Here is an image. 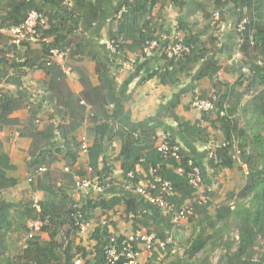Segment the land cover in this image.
<instances>
[{
	"label": "trees",
	"instance_id": "1",
	"mask_svg": "<svg viewBox=\"0 0 264 264\" xmlns=\"http://www.w3.org/2000/svg\"><path fill=\"white\" fill-rule=\"evenodd\" d=\"M161 1L133 0L124 5L125 23L116 32L110 33L109 40H122L114 52L109 51L112 54L111 59H109L112 65H115V60L113 61L114 57L127 56L135 51L139 56H144V47L153 39H156L158 43V47L155 49L161 46V36L154 38L150 35L151 32L148 27L151 20L144 21V17L150 15L152 9ZM170 2L176 7L186 6L185 0H170ZM233 3L236 6L244 7L248 14L247 21H245L243 29L239 33L241 43L238 51L247 60H253V62L260 64L262 72L257 76V79L264 85V5L259 0H233ZM45 7H48L49 10L45 11ZM31 11L43 15L48 21V28L41 34L42 39L46 40L39 43L42 47L43 60H39L36 57L31 44L25 42L18 45L8 44L10 38L1 33L0 46L4 47L7 52L15 51L18 53V60L20 62H14L12 65L14 68H36L45 73L59 71V67L51 64L48 60L49 50L58 47L65 51L68 50L66 58L69 61L68 67L78 73L81 91L76 95L69 88L65 80L57 81L50 88L54 96V105L63 115H70L73 119L78 118L79 115L83 116L87 109L90 123L94 125V130L88 131L86 134L90 143L86 149L88 164L86 167L83 166L78 169V177L83 179H92L96 176L110 178L112 166L108 165L104 157V143L111 129L110 114L108 113L109 103L106 98L107 83L100 75L102 70L97 68L98 84L93 85L88 69L80 63L83 57V45L86 41L84 37L79 36V26L82 16L72 9L67 8L63 0H0V26L17 27L24 22L28 13ZM96 21L97 13L93 9L87 29H90ZM219 21L221 23L225 22L223 17ZM181 23L185 29L186 26H184L183 22ZM128 39L130 43L127 42ZM210 40L214 49V43L217 42V39L211 37ZM167 43L170 42L164 43L162 48ZM183 44L191 49L177 61L167 58L162 51L170 66V70L167 73L174 77L181 74H188L194 64L200 59H205L208 55L207 50L200 47L201 40L198 35L190 34L183 41ZM7 61L5 58H0V67L8 64ZM73 62L76 64H73ZM219 71L229 73L230 69L219 65L216 60H210L201 66L198 76L199 78H207L216 75ZM237 85H241L239 80ZM226 98L227 96H222L216 103L220 112L223 111V102ZM22 105V98L12 97L8 89L0 87V127L9 121V116L14 111L19 110ZM247 107L250 108L252 117L250 121H253L252 125L258 126L261 122H264V91L250 100ZM29 111L30 116L28 121L23 126L19 135L20 138L29 141L25 159L26 169L30 174H38L39 170L44 169L40 175L38 174L37 190L50 195H55L58 192L64 194V187L73 184V175L71 172L69 174L56 172L54 174L50 170V165L56 156L63 158L70 166L76 164L78 162L77 142L71 140V142H68L67 147L54 148V136L45 134L38 129L37 110L31 106ZM203 117L205 119L204 115ZM252 125L247 129L254 134L253 140L259 142V131L255 130V126ZM248 131L241 130L238 136L246 139ZM224 132L226 133V145L217 148L215 159H210V163H215L213 164L215 168L218 166L230 167L232 164V158L229 152L234 139L228 129L224 128ZM119 135L123 140L118 155L122 174L125 180L137 186L138 177L134 169L135 164L140 163L148 170L150 164H155L159 160L162 161L160 152L157 153L156 158L152 161L141 160L142 155L136 147L138 144L153 145L156 142L155 135L152 130L128 131L120 133ZM167 140L169 148L173 146L178 148L177 153L181 166L186 167L188 161H192L196 165L191 156L183 151L175 141L170 138H167ZM244 142L246 140L239 141L240 144ZM259 145L260 147L257 148L258 151H253L254 153L252 151L247 153L245 148L240 149V155H250V160L244 166L249 170L246 186L252 187L254 192L252 199L256 204V208L252 213L246 210L244 214H239V211L242 210L241 206L236 209L228 207L225 209V213L216 214L218 222L224 219L228 221L231 218H235L238 221V243L235 251L231 253L230 249H228L225 254L218 258L216 264H264V148H261V142ZM167 165L175 168L177 163L173 157H169L166 162L163 161L161 170L162 175L170 180L174 186L175 196L172 199L174 209H179L186 202H193L194 198L199 199L200 196L194 197L192 190L182 178L176 175L172 168H169ZM0 166L5 169L11 168L9 159L5 154L0 155ZM129 173L133 174L131 180L127 178ZM56 183H59L58 188L55 187ZM14 184L13 179L0 175V191L4 188L14 186ZM245 194L243 191V195ZM207 195L209 196L208 193ZM207 204L202 206L194 204L193 214L205 213ZM120 206L124 209L125 217L132 222L131 229L124 234L115 235L107 226L97 224L90 236V239L94 243L90 250L79 246L72 247L71 242L65 246H57L54 241L57 237L56 233L58 229L68 225L69 228L66 234L68 237L70 231L77 228L78 222L83 223L86 219V214L91 213L95 209L111 211ZM129 215H132V218H129ZM36 220L42 222L47 220V224L41 227L43 231H49L50 228L48 226L55 225L51 236V247L41 248L35 244H29V247L22 251L17 260L10 259L11 264H49L53 260L59 259L56 254V249L59 248L62 250L63 257L61 262L56 264H72L73 256L76 253L81 254L80 258L84 259V264H125L127 259L123 255L122 242H129L128 238L131 233L143 229L148 236L152 235L153 239H158L168 248L173 245L167 244L170 235L166 233L162 225L153 218L148 217L142 207L133 199L122 196H99L94 199H87L85 207L82 210L77 209L73 204L67 203L52 214L43 209H39L33 200L25 199L20 202L16 209H12L11 211L6 209L5 204L0 201V254L7 244L8 234L12 230L23 231L26 229L28 221ZM216 231L218 232V229ZM216 231H213L209 238L202 237L195 245L191 244L187 247L186 243L181 244L179 247L184 249L181 257H176L173 260L160 264H182V262L187 260L189 264H192L194 255L199 251L202 252L204 247H206L207 239H216L214 236L217 233ZM224 235L225 232L220 235L218 241L226 245L228 238ZM176 236L177 230L174 229L171 237L176 238ZM223 237L225 238L224 242H222ZM260 240L263 241V247L261 252H258L256 248ZM131 245L133 251L138 252L137 243L132 242ZM111 250H113V254L110 253ZM204 262V264H208L206 259Z\"/></svg>",
	"mask_w": 264,
	"mask_h": 264
},
{
	"label": "rangeland",
	"instance_id": "2",
	"mask_svg": "<svg viewBox=\"0 0 264 264\" xmlns=\"http://www.w3.org/2000/svg\"><path fill=\"white\" fill-rule=\"evenodd\" d=\"M185 1V7H176L170 0H162L155 9L152 10V16L155 20L154 26L156 25L157 29L155 36L164 34L161 27H165L167 31L170 30L171 35L168 37L170 38V42L180 39L184 41L190 34H195L198 35L201 40L200 47L208 52L206 58L200 59L194 64L188 74L179 75L176 80L174 78L173 80H175L176 83H182L184 85L182 93L183 95H187L184 106H188L186 111L192 112V118L190 115V123L188 125L184 124L183 126L187 131L192 130L197 139V141L195 140L192 142V145H190V150L201 156V161L196 165L201 170L202 189L209 194L210 200L208 201L209 203L207 204L205 213L186 215L176 226L171 223V213L162 208H157L162 219L165 220L166 218L168 222V224H165V230L170 235L167 244L173 245L168 248L158 239H151L150 243H146L140 239L137 242V264H160L173 260L176 257H181L184 250L182 247H179L181 244L186 243L187 247L191 244L195 245L202 237L209 238L212 232L218 229V232L216 231L217 233L214 235L216 239H207L205 244L206 247H204L202 252L199 251L195 254L192 261V264H204V260L206 259L208 264H216L218 258L225 254L228 249H230L231 253L235 251L238 243V221H236L235 218H231L228 221L224 219L218 222L216 214L225 213V209L228 207L236 209L241 206L242 210L239 211V214H244L246 210L252 213L256 208V204L252 199L254 193L252 187L246 186L249 170L244 166L250 160V155H240V149L245 148L247 153L250 151L257 152V148L260 147V142L261 148H264V122H261L258 126L252 125L253 121H250L252 118L250 108L247 107L250 100L264 91V85L257 79V76L261 74L262 71L259 69L260 64L258 62L249 61L248 63H243L240 57L239 59L238 57L236 59L232 58L238 53L237 49L239 43H235V41H240V31H238V28L243 21H247V11L242 6H236L233 0ZM259 1L264 5V0ZM128 2H130V0H110L108 4L105 3V0H68L64 5L69 9L75 7L76 11L81 10L84 12L86 19H81L79 36L84 37L86 40L85 42H87L90 36H87L85 32L90 22L93 3L102 5L105 21H109L108 23L110 26L113 25L114 22L119 23L121 18H124V5ZM111 5L113 8H111ZM86 6L90 9L88 10ZM44 10L48 11L49 8L45 7ZM119 11L123 12L122 15H118ZM215 13H218V17H215ZM221 17L224 18V23L219 21ZM150 19L149 15L144 17V21ZM179 20L186 26L185 29L188 30L186 33L182 31L185 29L181 27L182 23ZM179 30L181 31L180 36L176 37L177 35L173 32ZM111 32L112 31L108 30L104 33L103 37L105 40L109 41ZM101 37L102 36H96L98 39ZM211 37L216 38L217 42L222 41V47L219 48L217 45L218 43L215 42V47L213 49L210 40ZM31 47L32 50L35 51L36 57L39 60H43V54L41 52L42 47L40 44H34ZM18 56V53L15 51L7 52L4 47L0 46V58L8 60V64L1 66L4 71L3 76L8 72H11L14 77L21 75L22 70L12 66L14 62H20ZM215 58L218 60L217 62H220V64L228 68H232L237 73L232 74L230 72L224 73L219 71L216 75L207 78H198L201 65ZM68 64L69 62L67 60L66 65ZM238 80L241 82V85H237ZM222 96H227V98L223 102V111L220 112L216 103ZM213 98L215 104L210 111H200L194 107V104L199 100L211 101ZM48 116L50 115L48 114ZM202 121L204 124L201 123ZM251 125L255 126V130L259 131V142L253 140L254 134L247 129ZM61 128L63 127L60 125L57 127L58 130H61ZM224 128L230 131L234 139L229 152L232 158V164L230 167L218 166L215 168L213 166L215 163H210L208 153L213 151L216 146L221 147L226 145V133L224 132ZM241 130L248 131L246 139L238 136ZM77 138L78 136L75 138H73L72 135L66 136L63 132L60 137L56 135L54 140V148L67 147L68 142H71V140L77 142L78 162L76 164L70 166L63 158L56 156L50 165V170H52L54 174L56 172L68 174L71 172L73 175V184L64 187V194L58 192L55 195H50L37 190L39 175L37 173L30 174L25 165L27 148L21 152V156L18 155L12 158L13 161L11 160L10 169H5L0 166V175L11 178L15 182L14 186L4 188L0 191V201L5 204V208L11 211L12 209H16L21 201L31 199L39 209H43L52 214L67 203L73 204L74 207L82 210L85 207L87 199L90 197L95 198L94 194L81 186L82 180L85 179L77 175L78 169L83 167L82 164L85 163V154H83L82 148L84 141H78ZM243 140H246V142L240 144L239 141ZM204 145H206L208 149H203L202 147ZM29 178H32V181L29 182ZM118 180H120L119 177ZM118 180L111 178L106 182L108 183L106 187L115 185L123 191H130L136 188L132 182L123 181L124 183H121V181ZM58 184L59 183H56V188H58ZM128 184L130 187H127ZM243 191L246 193L245 195H243ZM29 222L30 221L27 222L25 230L17 231L14 229L8 234L7 244L0 254V264H11L10 259L17 260L22 251L29 247V244H35L41 248L51 247V236L55 229V225H49V231H43V229L35 230L33 227H28ZM97 224L107 226L115 235L124 234L126 231L130 230L132 226L131 220L125 217L123 209L117 208L106 215H101L98 212L92 217L87 216L82 223L83 228L80 229L77 226V228L70 231L68 237L66 234L69 226H63L57 230V237L54 241L57 246H65L71 242L72 247L79 246L90 250L94 244L90 236L93 228ZM174 229L177 230L176 238L171 237V232ZM142 231L145 232L144 229ZM224 232V236L228 238V243L226 245L218 241L220 235ZM224 241L225 238L223 237L222 242ZM262 247L263 241L260 240L256 248L257 251L261 252ZM56 254L59 259L53 260L49 264L61 262L63 257L62 250L60 248L56 249ZM74 257L80 258L81 254L76 253L73 258ZM81 260L82 264H84V259L82 258ZM182 264H189V261H184Z\"/></svg>",
	"mask_w": 264,
	"mask_h": 264
},
{
	"label": "crops",
	"instance_id": "3",
	"mask_svg": "<svg viewBox=\"0 0 264 264\" xmlns=\"http://www.w3.org/2000/svg\"><path fill=\"white\" fill-rule=\"evenodd\" d=\"M109 1L105 0V3L108 4ZM112 5L111 8H113ZM86 8L90 9L88 6ZM92 8L97 13V21L90 29H87L89 25L86 28L85 34L90 36V38L83 45V57L80 63L88 69L93 85L98 84L97 68L102 70L100 75L107 83L106 98L109 103L108 113L110 114L111 129L104 143V157L108 165L112 166L110 179L114 178L118 180L119 177L120 180L118 181H121V183L127 181L122 174L118 155L123 143L119 134L128 131H153L156 138V142L153 145H136L142 155L141 160L143 161L154 160L157 156L160 142L164 138H170L191 156L196 164L199 163L201 156L190 150L192 142L197 141L194 132L192 130L187 131L183 126L184 124L188 125L192 118V112L186 111L188 106H184V102L187 99V95H183L182 93L184 85L176 83L177 77L167 73L170 70V66L162 53V45L170 42V38H168L171 35L170 30L167 31L165 27H161L164 34H159L162 38V44L158 49L152 50L144 56H139L135 51L127 56L114 57L113 61L115 60V65H112L109 61L112 55L106 47L108 40H105L103 35L108 30L116 32L125 23V18H121L119 23L114 22L113 25L109 26V21H105L102 5L93 3ZM154 9L155 7L152 10ZM72 10L81 14L82 20L86 19L84 12L81 10L76 11L75 7ZM122 13V11H119L118 15H122ZM152 13L151 11L149 15L151 22L148 28L151 32L150 35L155 38L157 29L156 25L154 26L155 20ZM186 30L182 31L186 33ZM177 32H173L177 35L176 37L180 36L181 31ZM96 36L102 37L98 39ZM127 42L130 43V40L128 39ZM235 43H239V48L241 39L240 41L236 40ZM217 45L221 48L222 41L218 42ZM237 57L238 59L240 57L243 63L250 61L244 58L239 51L232 58L236 59ZM212 60H216V58ZM66 62L64 67L58 66L59 71H50L48 73L36 68L21 69V75L18 77H14L11 72L3 76L4 71L0 67V87L8 89L12 97L22 98L23 101L22 107L14 111L9 116V121L0 127V155L5 154L10 160V165L13 157L21 156V152L25 148L28 150L29 141L20 138L19 135L30 116L29 109L33 106L37 110L38 129L43 133L53 135L55 140L56 135L60 137L64 132L66 136L72 135L73 138L78 136V141H84L82 148L83 154H85V163L82 165L84 167L87 166L86 149L90 143L86 134L88 131L94 130V125L90 123L87 109L83 116L79 115L76 119L71 118L70 115H63L54 105V96L50 90L51 86L57 81L65 80L74 94L77 95L81 91L78 73L69 68ZM73 64L76 63L73 62ZM218 64L224 66L220 62ZM224 67L228 68L227 66ZM229 69L230 73H237L232 68ZM201 123L204 124L203 121ZM59 125L63 127L61 130L57 129ZM205 147L206 145L202 148L205 149ZM134 169L138 177L137 186H134L136 188L130 191H123L115 185H110L105 188L102 196H122L135 200L146 212L147 216L160 223L165 230V224H168L167 219L163 220L157 208L152 206L146 196L139 192V186H143L147 182L148 170L140 163H136ZM117 208L123 209L121 206L115 209ZM115 209L111 211L95 209L91 213L86 214V217H92L98 212L101 215H106ZM166 233L168 232L166 231Z\"/></svg>",
	"mask_w": 264,
	"mask_h": 264
},
{
	"label": "built area",
	"instance_id": "4",
	"mask_svg": "<svg viewBox=\"0 0 264 264\" xmlns=\"http://www.w3.org/2000/svg\"><path fill=\"white\" fill-rule=\"evenodd\" d=\"M68 0H63L64 4ZM215 17H218V14L215 13ZM245 21H243L238 31L243 29ZM48 28V21L46 17L43 15L31 11L28 13L24 22L17 26V27H0V33L10 37V44L18 45L20 43H28L31 45L39 44L42 39L41 34ZM122 42L121 39L118 40H109L106 43V47L109 51L114 52L115 49L118 47V44ZM158 47V43L156 39L151 40L147 43L144 47L143 52L144 54L150 53L152 50ZM190 47L183 44L181 40H175L174 42L167 43L163 48L162 51L166 55L167 58L179 60L184 54L190 51ZM68 50H63L62 48H52L49 50V57L48 60L53 63L54 65L64 67L66 62ZM213 101H203L199 100L194 104V107L200 111H210L213 109ZM220 146H216V148L209 152V158L215 159V152L216 149ZM208 147H205V150ZM158 152H160V157L162 161H157L155 164H150L148 167V178L147 182L144 186L139 187V192L146 196L148 202L156 207L162 208L169 213H171V223L172 225L176 226L180 223V221L186 216L193 214L194 204L197 205H204L207 204L210 200L207 192L202 189V174L201 170L197 165H194L192 161H188L186 167L181 166L180 159L178 155V148L173 146L169 148L167 138H164L158 147ZM169 157H173L177 166L175 168L171 167V165H167L169 168H172L174 173L182 178V180L187 184V186L192 190L193 196H200L199 199H195L193 202H186L184 203L179 209H174V205L172 199L175 196L174 186L170 180L166 179L162 173V165L163 161H167ZM44 169L39 170L38 174L40 175ZM128 179L133 178V174L129 173L127 175ZM110 178H102L101 176H96L92 179H85L82 180L81 186L90 193L95 195V198L102 196L104 190L106 188V182H108ZM28 181H32V178H29ZM129 182V181H127ZM127 187H130L128 184ZM80 217V215H79ZM132 218V215L128 216ZM45 224H47V220L45 221H30L28 227H33L35 230L41 229ZM80 229L83 228L82 223L77 224ZM143 240L146 243H150L153 236H148L142 230H137L129 236V242H122L123 246V255L126 256L127 262L125 264H137L136 258L138 252H134L131 243H137L139 240ZM112 241H114L112 239ZM113 254V250L110 251ZM72 264H82V260L79 257H75L72 260Z\"/></svg>",
	"mask_w": 264,
	"mask_h": 264
}]
</instances>
